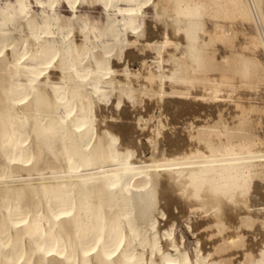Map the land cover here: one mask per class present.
<instances>
[{"label":"bare ground","instance_id":"6f19581e","mask_svg":"<svg viewBox=\"0 0 264 264\" xmlns=\"http://www.w3.org/2000/svg\"><path fill=\"white\" fill-rule=\"evenodd\" d=\"M0 264H264V0H0Z\"/></svg>","mask_w":264,"mask_h":264},{"label":"rangeland","instance_id":"374dc122","mask_svg":"<svg viewBox=\"0 0 264 264\" xmlns=\"http://www.w3.org/2000/svg\"><path fill=\"white\" fill-rule=\"evenodd\" d=\"M31 8H32V13H37L38 11H39V6L36 4V3H32L31 4ZM56 12L58 13V15L59 16H61L62 18H66V17H72V18H76L77 16H79V15H83V14H87V15H89L91 18H94V19H96L97 21H98V19H99V21L101 22L102 20H103V18H104V16H105V14H104V12L102 11V9L100 8V6H98V4H88V3H83V4H80L76 9H71L70 7H68V5L64 2V1H62L60 4H58L57 6H56ZM147 20L148 21H152V13H148V15H147ZM73 36H74V39L76 40V41H80L81 40V38L79 37V35L77 34V32L75 31L74 32V34H73ZM134 50H135V52H137V54H139L140 56H143V57H145V59L146 60H151V56L153 55V53L152 52H149V51H147L146 53H143V52H139V51H137L135 48H133ZM142 60H136V61H127V63H128V65L130 66V69H137L138 67H139V64H140V62H141ZM125 106V108L127 109V106L126 105H124ZM133 109H127L126 110V116L128 117L127 119H129V120H131V121H128L127 119V121H125V122H127V123H129V122H131V123H134V122H132V121H134L133 120V118H135V112H134V110L132 111ZM216 110H217V108H216ZM108 111V109L106 110V112ZM108 112H111V111H108ZM134 114H133V113ZM129 115H130V117H129ZM121 122V121H120ZM179 127H180V125H178ZM177 126V127H178ZM178 127V128H179ZM137 131H139V129L137 128V129H135L134 130V135L133 136H136V137H134V138H138L137 140H138V142L140 141V139L142 140V141H146V139H145V137H143L144 135H142L143 134V132H137ZM176 133H178V131H176ZM169 134H171V132H169ZM182 135H183V133H181ZM140 136H142V137H140ZM171 137L172 138H175L176 136L175 135H172L171 134ZM167 142H168V140H167ZM148 152V151H147ZM202 231V230H201ZM200 231V232H201ZM204 231V230H203ZM199 232V231H198ZM197 232V234H199L200 235V232L198 233Z\"/></svg>","mask_w":264,"mask_h":264}]
</instances>
